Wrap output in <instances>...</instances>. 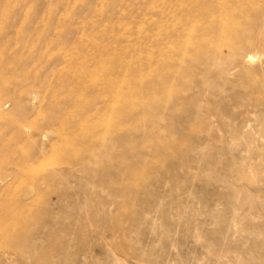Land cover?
Returning a JSON list of instances; mask_svg holds the SVG:
<instances>
[{
    "label": "rangeland",
    "instance_id": "374dc122",
    "mask_svg": "<svg viewBox=\"0 0 264 264\" xmlns=\"http://www.w3.org/2000/svg\"><path fill=\"white\" fill-rule=\"evenodd\" d=\"M0 264H264V0H0Z\"/></svg>",
    "mask_w": 264,
    "mask_h": 264
},
{
    "label": "bare ground",
    "instance_id": "6f19581e",
    "mask_svg": "<svg viewBox=\"0 0 264 264\" xmlns=\"http://www.w3.org/2000/svg\"><path fill=\"white\" fill-rule=\"evenodd\" d=\"M251 45L252 46H254L255 47V43L253 42V43H251ZM258 49H259V46H258ZM217 50V49H216ZM219 50H220V47H219ZM215 53H219V52H215ZM220 53H221V51H220ZM222 54V53H221ZM220 56V55H219ZM253 56H251V55H249V56H247V57H243V60H241V62H242V64H244V65H247V64H249V63H251L252 61H253ZM239 61V60H238ZM237 61V62H238ZM214 62V61H213ZM237 65H239L238 63H237ZM227 69V68H226ZM241 69H242V67H241ZM223 73V72H222ZM225 73V72H224ZM233 73V72H232ZM231 73V74H232Z\"/></svg>",
    "mask_w": 264,
    "mask_h": 264
}]
</instances>
